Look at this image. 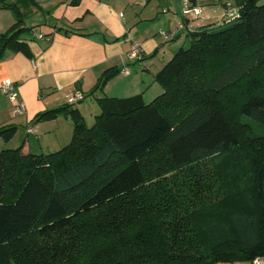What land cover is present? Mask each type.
<instances>
[{"label":"trees","instance_id":"obj_1","mask_svg":"<svg viewBox=\"0 0 264 264\" xmlns=\"http://www.w3.org/2000/svg\"><path fill=\"white\" fill-rule=\"evenodd\" d=\"M78 0H70L77 4ZM196 5V0H187ZM187 31L153 76L162 91L98 97L86 125L74 104L39 112L73 122L60 149L0 150V264L249 263L264 256V3ZM34 0H0L6 49L31 56ZM118 73L107 68L90 94ZM262 127V126H261ZM15 126H0L8 141Z\"/></svg>","mask_w":264,"mask_h":264},{"label":"crops","instance_id":"obj_2","mask_svg":"<svg viewBox=\"0 0 264 264\" xmlns=\"http://www.w3.org/2000/svg\"><path fill=\"white\" fill-rule=\"evenodd\" d=\"M34 1L38 9L33 7L23 24L31 28L24 34L31 56L9 49L0 55V81L10 79L16 85L24 112L13 114L11 103L0 92V126L16 127L8 141L2 139L4 147L21 146L22 152L35 154L62 147L71 138L73 127L70 117L63 114L36 122L35 115L67 103L66 96L73 90L84 94L72 106L88 126L100 112L98 97L130 93L152 101L162 91L153 75L177 48L185 47L187 31L221 24L228 16L225 3L234 4L233 0H196L202 14L192 19L182 16L187 0H78L74 5L70 0ZM144 4L141 11L137 6ZM13 17L0 8V34L14 23ZM136 41L139 59L129 55ZM110 67L118 73L90 94L97 77ZM29 127L33 131L27 132Z\"/></svg>","mask_w":264,"mask_h":264},{"label":"built area","instance_id":"obj_3","mask_svg":"<svg viewBox=\"0 0 264 264\" xmlns=\"http://www.w3.org/2000/svg\"><path fill=\"white\" fill-rule=\"evenodd\" d=\"M226 14L230 17H234L236 15V11L234 12V7H232V4L227 1L226 3ZM182 15L183 16H190L192 19H196L201 16L202 10H200V7L196 5H190L187 1L183 3L182 7ZM181 26V25H180ZM41 38L42 36L39 35ZM140 45L139 43L133 42L130 47V53L129 55L132 58H141V53L139 51ZM122 73H127L125 70L121 71ZM0 92L1 94L5 95L8 100L11 102L12 112L13 114H21L24 112L25 104L23 100H21L17 94V88L16 85L10 81V79H3L0 81ZM84 94L81 91L73 90L71 93H69L66 96V104H75L81 100H83ZM27 132L33 131V128H27ZM251 264H264V256L256 257L251 262Z\"/></svg>","mask_w":264,"mask_h":264},{"label":"rangeland","instance_id":"obj_4","mask_svg":"<svg viewBox=\"0 0 264 264\" xmlns=\"http://www.w3.org/2000/svg\"><path fill=\"white\" fill-rule=\"evenodd\" d=\"M206 0H204V2H205ZM258 3L259 4H262V3H264V0H259L258 1ZM138 8H140V10L141 11H143V9H144V7H145V4L144 5H138L137 6ZM183 16V15H182ZM233 17H230L229 15L228 16H226V19H225V21L226 20H231ZM225 21H222V23L223 22H225ZM180 22V21H179ZM188 41H186V45L185 46H188ZM130 93H127L126 95H123V96H121V97H128V96H132V95H134V94H132V95H129ZM5 96V95H4ZM6 97V96H5ZM86 98H90V95H87V97ZM8 99V98H7ZM10 102V101H9ZM11 103V102H10ZM12 106V105H11ZM246 119V120H245ZM244 120L245 121H247V122H249V123H251V126H252V128H254V130L257 132V133H263L264 134V126L263 125H261L260 126V124L259 123H257V122H255L254 123V121L253 120H251V119H249V118H247V117H244ZM70 140V139H69ZM4 141L2 140V138H0V150L1 149H4V148H7V147H4L5 145H2V143H3ZM67 142H69V141H66L65 143H64V145H66L67 144ZM63 145V146H64ZM14 146V145H13ZM61 148V147H60ZM59 148V149H60ZM55 150H58V149H55Z\"/></svg>","mask_w":264,"mask_h":264}]
</instances>
